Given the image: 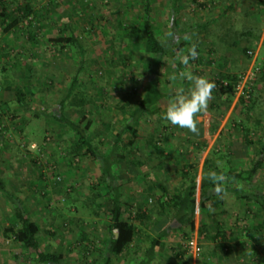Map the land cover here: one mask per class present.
<instances>
[{
	"label": "rangeland",
	"instance_id": "obj_1",
	"mask_svg": "<svg viewBox=\"0 0 264 264\" xmlns=\"http://www.w3.org/2000/svg\"><path fill=\"white\" fill-rule=\"evenodd\" d=\"M160 1L157 13H148L143 0H31L33 15L24 24L8 33L0 25V180L10 189L12 199L37 223L38 241L43 249L63 255L70 264H88L91 255L100 251L104 256L109 255L112 195L102 174V163L75 155L73 145L77 136L57 118L61 115L60 102L76 77L77 97L90 103L83 109L68 105L64 115L74 122H80L83 116L93 122L88 139L101 157L117 151L129 154L124 162L113 161L123 199L132 212L143 209L152 218L136 222L139 236L135 246L123 259H112L111 264H135L136 257L147 259L151 239L164 227L168 234L152 257L148 255L150 264H264V213L258 203L234 192L241 188L264 196V166L250 183L230 181L224 176L221 203L212 205L207 201L204 216L198 210L192 232L188 227H170L171 212L160 220L158 211L152 208L156 197L147 198L144 192L145 180L152 179L174 193L185 178L183 173L193 178L196 171L200 201L206 160L224 172L241 171L252 167L264 144V83L251 119L242 110L239 92L229 108L226 96H218L214 89L207 111L197 117L198 133L173 126L162 118L176 90L187 89L190 84L172 79L173 65H178V60L166 55L157 64L155 57L159 56L154 57L145 42L132 41L124 32L126 27L141 26L150 18L157 26L158 39L172 48L165 36V0ZM11 3L10 10L16 5L14 0ZM261 9L257 12L258 20L244 19L243 14L233 12L235 16L231 13V20L220 22L235 21L236 28L243 31L242 36L235 38L243 40L245 49L236 53L235 58L223 61L235 65L236 75L256 67L263 69L264 11ZM203 13L207 18L214 15L213 9ZM189 14L178 9V22L185 19L191 23ZM201 33L195 35L196 40L198 36L203 38ZM74 34L83 55L77 45L68 42ZM213 36L217 35L211 32L206 38ZM190 37L185 36L184 46L193 42ZM173 48L178 51L176 46ZM247 49H253L257 55L255 62L247 59ZM205 54L208 60L205 59L199 76L208 79L217 59L209 51ZM186 67L182 65V70L190 72ZM154 68L158 71L159 91L166 96L148 108L144 118L134 126L138 139L129 131L123 136L125 143L117 148L114 137L129 122L128 112L141 101ZM248 87L249 91L253 88ZM19 90L24 93L26 105L16 99ZM257 118L261 121L259 126ZM242 126L250 130L249 148L243 143ZM148 142H157L160 149L151 148ZM261 158L264 162V155ZM185 166L194 169L185 170ZM155 189L154 194L162 193L159 186ZM212 194L218 195L215 191ZM13 202L0 192V264H36L5 233L15 222ZM203 225L208 227L207 232L201 231ZM220 228L227 231V243L232 247L233 253L226 258L217 249L222 240L219 237L210 240L208 236ZM189 237L200 242L202 253L198 258L186 250ZM86 238L87 241H81ZM89 248L93 252L89 250V253Z\"/></svg>",
	"mask_w": 264,
	"mask_h": 264
},
{
	"label": "trees",
	"instance_id": "obj_2",
	"mask_svg": "<svg viewBox=\"0 0 264 264\" xmlns=\"http://www.w3.org/2000/svg\"><path fill=\"white\" fill-rule=\"evenodd\" d=\"M179 0H174L176 4ZM200 6L205 5L203 1H198ZM15 7L10 10L11 0H0V25L3 27V32L8 33L16 30L24 24L28 18H31L33 15L31 0L17 2L14 0ZM264 2V0H263ZM144 9L146 12L150 13L153 10L151 0H143ZM175 8V18L177 20L178 15V7ZM156 24L147 18L144 20L141 26L138 25H130L124 29L125 36L136 42H145L149 46V50L151 54L155 56H159L156 58V62L161 63V59L164 58L169 53V48L166 44L162 43L160 39L157 37L156 33ZM245 34V33H244ZM68 42L73 43V45H77L80 53L83 55L84 51L80 44V41L76 38V35H72ZM197 46V45H196ZM184 44L177 45V48L180 50L184 49ZM247 48V47H246ZM197 51L199 52L198 46ZM249 52L251 54H249ZM245 55L249 61L254 60L256 54L253 49L246 50ZM200 55H198L199 57ZM190 60V62L202 61V59ZM256 61V59H255ZM259 69V76L256 80L250 81L246 84L243 89V93L240 94L239 99L243 106V111L245 112V116L247 119L250 118V114L255 111L256 102L258 103L259 96L262 93V84L264 83V66L263 69L260 67H256ZM151 74L148 76V85L145 90V93L141 99V101L135 106L134 109L128 112L129 122L126 123L115 135L114 146H119L120 144H124L123 136L127 132H131L136 139H138V132L134 128L146 115V110L150 107H153L155 104L159 103L166 95L162 94L158 88V79L157 74L158 71L156 69L151 70ZM196 75V74H194ZM242 75L236 74H227L220 77L214 78L212 82L215 83L216 88L214 89L216 94L221 97V95L226 96L228 107L230 108V104L233 102L234 98L238 92V85L242 81ZM78 85V80L75 77L72 80L69 88L66 91L65 96L60 102V111L61 115L58 118L59 122L66 125L69 129L74 131L77 136V140L74 141L73 149L74 154L81 156V158H87L88 160L100 161L102 163V174L106 181H108L109 193L112 195V199L110 200V232L111 239L108 245V254L104 256L100 251L96 255L93 256L90 263L88 264H111L112 259H123L127 256V251L130 250L131 247L135 246L136 240L138 239L139 228L136 225V222L143 223L144 221H150L152 218L148 216V213L140 209L135 213L130 210V207L127 202L123 199V194L121 191L120 178L116 174V166L114 165V160L119 162H124L128 160L129 154L125 152H112L107 157H101L97 153V149L94 144L88 139V131L91 129L93 122L87 119V116H83L80 122H74L68 119L64 114L67 106H75L79 107V109H83L88 103L89 100H85L84 98H79L76 95V87ZM252 90L249 91L250 87ZM16 99L20 104L26 105L25 96L22 90L17 91ZM5 110V109H4ZM7 110V114H8ZM252 116V115H251ZM256 124L261 125L260 119H255ZM85 122V124H84ZM243 122V121H242ZM84 124V125H83ZM243 125V124H242ZM240 127V126H239ZM243 136H244V145L248 148L252 144V140L250 139V130L249 128L242 126ZM213 133L215 131H212ZM157 142H148V145L155 149H160L157 145ZM118 148V147H117ZM262 155H264V144L261 149L258 150L257 160L253 163L251 168H243L241 171L229 170L224 172L222 168H220L215 163H210L208 160L204 162L203 165V173L201 180V194L200 201L197 199V179H196V171L195 176L193 178H188V173H183V181H181L180 186L176 188L174 193H171L167 186H163V184H157L152 179L145 180L147 186L145 189V194L147 198L152 197L155 198V203L152 208L158 211V217L161 219L165 217H169L171 212V216H173V221L170 224L171 226L176 227H188L189 232L194 231L197 224V215L198 210H200V214L204 216L206 212L207 201L210 200L212 205H218L222 201V193L218 194L216 197L212 194V189L214 187V182L209 179V172L215 171L218 175H224L228 180L232 181H243V182H251L256 174L262 169L264 166V162L262 161ZM194 169L192 166H185L188 169ZM196 169V167H195ZM187 177V178H186ZM155 186H159V190L162 191L161 194H154ZM0 192L5 193L10 201H15L14 206V216L15 222L13 225L5 229L6 235L12 238L16 243H19L23 248L25 254L29 256L36 264H70L64 261L63 255H57L52 252L46 251L43 249L38 241V236L40 233V229L35 221L24 211L22 205L18 203V201L12 199L10 189L6 186V184L0 180ZM234 192L240 193L241 198H244L250 202H256L259 204V208L262 213H264V196L259 194H250L249 192H245L243 189L238 188L234 189ZM212 198H215L212 199ZM150 200V199H149ZM214 200V201H212ZM151 202H153L151 200ZM219 202V203H218ZM128 209V216L125 215V210ZM157 220L154 221V223ZM208 227L204 225L201 226V231L204 230L207 232ZM227 232V231H226ZM223 231V229H217L215 234H209L208 236L210 240H216L218 237L222 240V242L217 247L218 251L222 253L223 257L226 258L229 254H232V247L228 245V236L227 233ZM250 233H252L250 231ZM168 229L164 227L157 234V237L152 238L150 242V247L147 251L148 255L151 256L156 252V249L161 246L162 240L167 236ZM253 234V233H252ZM207 234H205L206 236ZM192 237H189L191 239ZM81 241H87L82 239ZM93 252L90 248L87 249L89 252ZM186 250L188 251L187 247ZM89 252V253H90ZM189 253V251H188ZM147 255V259H142L139 257L135 258V264H150L151 257ZM221 258V256H219ZM89 258V257H88Z\"/></svg>",
	"mask_w": 264,
	"mask_h": 264
},
{
	"label": "crops",
	"instance_id": "obj_3",
	"mask_svg": "<svg viewBox=\"0 0 264 264\" xmlns=\"http://www.w3.org/2000/svg\"><path fill=\"white\" fill-rule=\"evenodd\" d=\"M201 1H203L205 5L200 6L196 0H179L176 4L174 3V0H165L164 3L162 2L164 9L163 12L165 15V23L167 24L165 27V36L166 39L170 41L172 47L169 49L170 51L167 56L176 61V57L187 54V50L189 47H191L192 44L197 45L198 49L200 50V56L198 57V59H202V61L204 62L196 61L193 63L189 61L187 67L190 72H193V74L199 76L200 74H202L201 71L203 70L202 66H204L205 59L208 60V58L205 56V53L209 51L210 56L217 59L214 61L216 62L215 64L214 62H212V64L217 66L216 68L213 67L214 71H211L212 75L208 78L210 81H212V77L214 76L220 77L227 74H235V65L231 63L225 64L223 61H229L231 60V58H235L236 53L245 49V43L243 42V40L235 38V36L237 35L242 36L243 31L241 30V27L236 28L237 24L235 23V21H225L226 24H220V22L227 19L231 20L233 16L231 17V19L229 18L230 14H233V12L243 14V16L245 17H243L244 19L258 20L259 16L257 12H259L260 7L263 9H261V11H264V2L263 0ZM158 2L161 3L160 0H151L153 7V10L151 12L157 13ZM175 6L178 7V9L181 11H187L188 14L189 12H193L194 15L189 14V16L192 17L191 23H188L187 21H185V19L184 21L179 20V22L178 19L176 20L174 8ZM212 9L214 15L207 18L205 16V13L203 12ZM237 18L238 17L236 16V20ZM211 32H214L217 36H213V39L206 38V35L210 34ZM169 33H171L172 35L170 36ZM197 33H201V36H203V38H200L198 36V40H196L195 35H197ZM186 35H190V38H193V42L189 41L191 45L187 42L188 46L186 45L183 50L178 49V51H175L173 47H177V45L182 44L185 41L184 38ZM228 36H230V38H228ZM255 59H257V55L255 56ZM255 59L253 60L254 62ZM174 68V71H172L173 76L177 74L176 70H178V72L185 70H182V65L180 63H178V65H175Z\"/></svg>",
	"mask_w": 264,
	"mask_h": 264
},
{
	"label": "clouds",
	"instance_id": "obj_4",
	"mask_svg": "<svg viewBox=\"0 0 264 264\" xmlns=\"http://www.w3.org/2000/svg\"><path fill=\"white\" fill-rule=\"evenodd\" d=\"M171 36L172 34L169 33ZM199 53L197 46L192 44L188 48L187 54L176 57L181 65L187 66L190 60H195ZM175 66V65H173ZM173 80L188 81L190 86L185 89L179 87L174 96L167 104L166 110L162 113V118L171 125L186 128L190 132L198 133V115L205 113L208 108V101L212 97L213 89L216 88L214 82L206 77L194 75L190 72L180 71L172 77ZM209 179L214 182L213 191L217 194L223 192L224 175H218L215 171L209 172Z\"/></svg>",
	"mask_w": 264,
	"mask_h": 264
},
{
	"label": "built area",
	"instance_id": "obj_5",
	"mask_svg": "<svg viewBox=\"0 0 264 264\" xmlns=\"http://www.w3.org/2000/svg\"><path fill=\"white\" fill-rule=\"evenodd\" d=\"M249 54H251V53L249 52ZM258 73H259L258 68H255L254 70H250L247 73H244V75L242 76V81L237 87L239 95L243 93V89L245 88L247 83L257 79V77L259 76ZM186 247H187L189 253L194 258H198L201 256L202 248H201L200 242L198 241L197 238L189 239L186 243Z\"/></svg>",
	"mask_w": 264,
	"mask_h": 264
}]
</instances>
